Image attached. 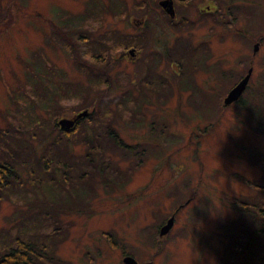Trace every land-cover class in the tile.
<instances>
[{
	"label": "rangeland",
	"instance_id": "obj_1",
	"mask_svg": "<svg viewBox=\"0 0 264 264\" xmlns=\"http://www.w3.org/2000/svg\"><path fill=\"white\" fill-rule=\"evenodd\" d=\"M147 4L152 0H0V130L12 126L0 135L20 153L18 140L35 146L24 159L30 169L19 166L21 179L0 200V230L6 238L20 234L47 244V262L123 264L129 253L139 264H240L251 244L264 249L249 214L240 211L237 218L242 203L260 196L255 182H264V135L246 109L237 111L263 85L264 41L254 54L246 99L225 106L227 92L246 71L219 69L204 91L196 85L204 77L200 71L165 73L162 62L153 68L146 62L147 30L134 21L149 17L142 8ZM256 10L248 19L251 39L264 33V14ZM185 27L196 32L195 24ZM132 48L142 49L139 57ZM84 109L90 119L107 112L101 119L111 120L124 148L108 150L105 140L90 137L99 149L86 158L80 130L58 134L62 143L45 153L49 135L41 142L30 136L38 133L31 118L57 135L53 121ZM81 119L85 128L94 125ZM120 150L131 161H123ZM115 162L131 165L117 173ZM78 205L60 228L57 216ZM172 214L173 226L160 240L159 229Z\"/></svg>",
	"mask_w": 264,
	"mask_h": 264
},
{
	"label": "trees",
	"instance_id": "obj_2",
	"mask_svg": "<svg viewBox=\"0 0 264 264\" xmlns=\"http://www.w3.org/2000/svg\"><path fill=\"white\" fill-rule=\"evenodd\" d=\"M178 1L182 2L183 0H178ZM252 1L254 2V7L257 9L256 13L254 15L259 17L262 14H264V0H252ZM113 5L116 6L117 9L120 6L119 2H113ZM147 5L148 6H146V5L142 6V8H145L147 10L149 17H150L153 15V13L155 14V12L152 9L153 7L151 4H147ZM117 9H116V11H117ZM250 13L248 14V19H250ZM86 14L87 13L85 12V14H83V15H86ZM155 16L157 17L156 14L154 15V17ZM181 27L182 26L172 25L171 31L178 32V31H180ZM187 27L188 26H186L185 28H187ZM146 30H147V34H146L147 38H145V41L148 44V50H147L148 57L146 58V62H147L148 59L150 61L152 60L151 55L149 54V53H151L149 51V45H151L154 42V46H156V47L160 46L158 44H162V40L158 41V38H165L166 39V37L168 36L167 34H169L170 32L168 31V26L164 28L160 21L157 22L156 26L154 24H149V28L146 27ZM187 32L181 33L180 35H178V37L173 36L172 38H170V40H172V41H170V45L167 48L168 51L166 53H164L165 58L163 60L164 61H171V62L177 61L178 63L176 65L178 66V69L180 71L176 72V73H181L182 71H187L190 67L195 71L202 72L204 74V77L202 78V81L200 83L196 82V85L199 89L207 91V86L205 85V83H207V78L210 75H213V73L215 71H208V70L200 69V68L194 66L193 60L194 59L197 60L200 57V55L204 51V47L202 45L197 44V43L193 44L189 40L190 37H194L195 40L197 39V37L192 35L195 32H189V33H187ZM226 32L227 31L221 32L217 38H215L213 41L210 42V45H209V49L213 50V43L217 40L218 52H219V56H218L217 61H218V64L221 66L220 69L226 70L229 65H231V64L236 65L237 61L234 60L233 58L248 59V60L254 59L253 53H252V55H250V52H248V48L250 47L251 42L258 41V38L257 39L255 38V40H254V37L252 39H251V37H250V39H247L241 34H238V33H235V34L231 33L230 34V32L226 34ZM261 35L263 36V39L261 41V43H262L264 41V33H262ZM229 38H231L233 40V47H232V52H231L233 55V58H231V56L228 55V52L230 50V47L228 46ZM182 41H184V42L188 41L189 44H186V46H185V44ZM132 49H134V55H136L135 58L139 57L141 52H142V49L141 48L137 49L136 52H135V48H132ZM149 55H150V57H149ZM162 57H163V54L160 55L158 52H155L154 60L152 61L153 63L151 64L153 68H155L157 66V64L160 62H162V64L164 63L162 61ZM224 61H229V62L223 63ZM250 63L251 64H249V66H250L249 69L252 70L254 68L253 66H255V64H253L254 62H250ZM252 64H253V66H252ZM217 71H219V69ZM171 73H173V72H171ZM33 76H35V75H33ZM40 76L42 77V76H47V75H44V73H43V74H40ZM37 81H39V80H37ZM173 83H174V78H173L172 84ZM109 85L113 86L115 88V85H113V83L109 82ZM211 87H212V85H211ZM208 89H209V87H208ZM247 90H248V88H246V91ZM253 90H254V88L252 89V91L250 93V98H249V100H247L248 102L244 103L243 109H238L237 111L242 112L246 109V111H248L250 114V120L255 123V126L258 130L257 132L258 133L261 132L264 135V82H263V85L260 86V88L256 91V93H255V91L253 92ZM44 92H45V90H43V93ZM244 96H245V94L242 95L235 103H232V105L233 104L238 105V106L242 105L241 102L246 99V98L244 99ZM95 97L97 99L99 98L98 95H95ZM260 97H263L262 102H259ZM124 98L125 97L123 95L122 99L124 100ZM170 98H171V96H170ZM169 100H170L169 104L171 105L172 98ZM248 103H249V105H248ZM29 105L31 106L33 104H29ZM100 107H101V105H100ZM43 108L44 109L47 108V105L43 106ZM84 110L87 111V115H86L87 117L83 116V117L78 118L71 128L65 129L59 125L58 121L60 119H63V118H60L57 121H53V127L57 131L56 132L57 135L56 134L50 135V133H53V132L51 130H48L46 127L42 126V128H41V124H40L41 119L40 118H39L40 120L36 119V121L31 118V120H30L31 124H32V126L35 124L34 127L38 128V133L36 135L33 132L32 134H30V136L31 137L39 136L40 137L39 141L41 142L45 138V135L46 136L49 135L48 136L49 140L42 150V152H45V153L49 152V149H46V147L52 146V144H54V143H57V144L62 143L61 140H57L59 138V135H61L62 133H66V135L69 136V135H75L77 132H80V130H81L80 135L82 136L80 138V141L84 142L86 144V148H87V154L84 155L86 158L87 157L90 158L92 155V153L90 152V149L95 150V151L99 149L98 145L91 144V142L89 140L90 137L94 138V141L105 140L107 145H108L107 146L108 150H112L113 148L115 149L117 147L124 148L122 139L119 137L117 131H115L114 129H111V127H112L111 120L106 124L104 122V120L101 119V117L103 118V115L107 114V112L98 113L97 119H94V118L90 119L91 112L88 111L87 109H84ZM84 110L77 112L73 117H75L77 114H79L80 112H82ZM99 111L101 112L102 110L100 109ZM81 118H83L84 120H89L88 123L93 122L94 125L90 126L89 128H85L84 125L81 126V120H82ZM97 123H99V125H97ZM150 123L152 124V123H154V121H151ZM9 125L11 126V124L9 123L5 127L7 130H4V131L0 130V134L3 135V134H5V131L6 132L9 131ZM96 129H98V132H97V135L95 136L94 132ZM110 138H112L113 142L111 141ZM1 142H5V144H1ZM16 143L20 144L21 153L17 152L16 148L10 146L7 143V141L5 140V138L0 135V152H1L0 153V155H1V157H0V200L3 199L4 196L7 195L6 193L8 192V190L11 187H13L21 179L20 174H19V166L22 163H24L23 166L28 167V169H30L29 166H27L28 162H25L24 159L26 157L30 156L32 153H34L35 146H30L28 143V139L27 140H18ZM64 144L69 145L68 142H64ZM67 149H68V154H69L70 146L69 147L67 146ZM122 152H124V151L120 150V152L118 154L119 157H126L127 159L122 158V160L125 162L131 161L132 155L129 158L127 152H125L126 155L121 154ZM255 155L258 156L257 153ZM104 156H105V160H108L109 157H107L106 154ZM261 156H262V159L264 161L263 153L261 154ZM258 158H260V157L258 156ZM258 158L254 159L253 162L256 161L260 167L261 164H260V161ZM111 162H114V161H111ZM125 162H122L121 163L122 165H120V162H119V165L115 162L116 167H117V169H116L117 173L120 172L122 169L124 170L125 167L131 165V163H133V166H134L133 169L135 170L136 167H135L133 160L131 163L124 164ZM128 168H130V167H128ZM261 169L264 170L263 165H262ZM90 172L91 171L89 170V173ZM108 172L113 175V172L111 170H108ZM135 172H136V170H135ZM106 180L107 179H105L102 182V186L98 185V187H102V191H104L106 189V188H103L105 186V183H107ZM255 184L256 185L254 186V189H255V191H258L260 193V196L256 199L253 198V196L255 194L252 197L249 196L250 198L247 199L246 202L242 203V207L240 209L237 208V210H238L237 218L239 217V215L241 213L240 211H244V212L248 213L249 216L251 217V219L255 222V225L253 227V231H254L255 235H257L259 237L260 241L263 242V245H264V237L262 236L264 233V191L256 188L257 186L258 187H261V186L264 187V182L263 183H257V181H256ZM93 189H94V187L92 186V190ZM80 209H81V206H79V205H78V207H76L75 210H73L72 207H69L66 210V212H67L66 214H62V215L57 216L58 220H60V225H59L60 228L67 225L65 217L68 214L79 212ZM252 209H253V212H250ZM70 210L72 212H70ZM47 224L49 225V222H47ZM0 233H1V235H0V264H46L45 262L50 260V257L47 255V253H51V251L47 248V244H40V243L36 244L33 242V240H34L33 238L28 237V236H24V235H20V234H16L11 238H6L3 236V234L5 233V228L3 226H2V229L0 230ZM48 234L49 233L44 231V236H47ZM56 249H55V252H56ZM239 249H240V251H242L241 247ZM248 251H249L250 256L247 259L242 260L240 264H256V263L262 264L264 262V249H262L260 252H258L257 247L254 244H251ZM47 263L53 264L52 260L47 262Z\"/></svg>",
	"mask_w": 264,
	"mask_h": 264
},
{
	"label": "flooded vegetation",
	"instance_id": "obj_3",
	"mask_svg": "<svg viewBox=\"0 0 264 264\" xmlns=\"http://www.w3.org/2000/svg\"><path fill=\"white\" fill-rule=\"evenodd\" d=\"M162 2L165 3V6L162 5ZM151 5L157 13V17L155 16V18V14L153 13L152 16L147 17L146 19L144 16L135 18V21L138 28H144V26L145 28H149V24H154L156 26L158 21L162 23L164 28L168 26V31L170 33L167 34L168 36L166 39L158 38V41L162 40V44H158L160 45H157L158 47L154 46V42L149 45V51L151 52L149 54L152 58L151 61L154 60L155 52H158L160 55L163 54L162 61L164 64L162 65V68L165 73H176L180 71L176 65L178 63L177 61L171 62L164 61L163 59L165 58L164 53L168 51L167 48L170 45V41H172L170 38L173 36L178 37V35L184 32L182 31V28L185 26L190 24H195L197 26V33L195 32L192 35L197 37L196 43L202 45L204 47V51L197 60H193V63L195 67L208 71L216 72L221 67L217 61L219 56L217 40L213 43V50L209 49L210 42L217 38L221 32L227 31L226 34L229 32L230 34L238 33L243 35L245 38L250 39L248 14L254 7V2L252 0H183L182 2H179L178 0H152ZM170 8L173 10V15L168 12ZM172 25L182 27L180 31L173 32L171 31ZM262 39L263 36L259 34L258 41L256 42L261 45ZM228 46L230 47L229 52L227 51L228 55L233 58L231 53L233 40L231 38L228 40ZM255 53L253 52V55ZM233 59L239 63L243 62V64H231L228 66L227 71L236 69V67H241V71L247 72L249 71V64L251 63H246V61L254 62V59ZM251 71L253 72L254 68ZM164 237L165 235L159 236V239L161 240ZM123 255V258L128 255L132 256L129 253H123Z\"/></svg>",
	"mask_w": 264,
	"mask_h": 264
},
{
	"label": "water",
	"instance_id": "obj_4",
	"mask_svg": "<svg viewBox=\"0 0 264 264\" xmlns=\"http://www.w3.org/2000/svg\"><path fill=\"white\" fill-rule=\"evenodd\" d=\"M162 5L165 6V3L162 2ZM168 12L173 15L172 9H169ZM257 49H258V43L254 44V52ZM129 53L133 54V49H130ZM250 74H251V70H249V72L227 92V95L223 99V103L225 105L231 104L232 102L236 101L241 96V94L243 93V91L246 88ZM86 115H87V111L84 110V111L80 112L79 114H77L73 118L60 119L58 121V123L62 128L68 129L74 125L75 121L78 118L86 116ZM173 222H174V216H171L170 218L167 219L166 223L161 227L159 234L160 235L166 234L170 230V228L172 227ZM123 264H138V263L133 257L126 256L123 258Z\"/></svg>",
	"mask_w": 264,
	"mask_h": 264
}]
</instances>
